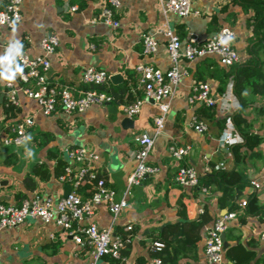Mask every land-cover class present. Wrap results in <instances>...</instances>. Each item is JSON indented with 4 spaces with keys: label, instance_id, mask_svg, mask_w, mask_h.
Returning <instances> with one entry per match:
<instances>
[{
    "label": "crops",
    "instance_id": "crops-1",
    "mask_svg": "<svg viewBox=\"0 0 264 264\" xmlns=\"http://www.w3.org/2000/svg\"><path fill=\"white\" fill-rule=\"evenodd\" d=\"M260 1L264 5V0ZM5 2L0 0V6ZM161 3V0H119V5L113 8V16L119 20V25L112 27L100 20L91 21L110 4L109 0H23L21 20L12 28H0L1 80H16L14 73L8 70L3 43L12 39L17 48L34 56L41 53L39 42L48 33L59 36L56 51L49 55L47 70L48 79L56 85H68L74 94L89 87L80 79L86 65L104 69L110 76L117 72L122 74L121 81L108 79L104 83L110 89L119 90L120 101L115 102L112 97L103 104H92L74 116V125L68 124L69 117L60 109L49 115L41 113L37 100L23 92L18 94V117L5 118L0 109V125L16 122L25 115H33L34 119L30 127L33 135L28 144L11 147L0 142V202H17L16 194L26 191L23 179L31 165L35 161H44L51 169L54 161L48 159L47 148H54L66 159L63 152L66 145H82L95 152L98 157L91 163L92 170L103 175L106 183L115 190L116 198L122 196L126 178L135 166L132 151L137 143L134 137L139 132L152 133L153 118L158 113L156 104L147 99L139 112L130 116L133 127L125 128L121 123L124 116H129L123 106L143 95L135 66L144 62L166 69L170 63L166 39L161 32L155 31L156 27L167 20L183 41L202 42L228 26L233 30V45L239 59L231 65H223L218 55L210 54L181 62L186 73L176 88L164 127L155 137L148 155L147 162L157 166L158 170L130 187L128 204L114 221L105 203L96 206L92 220L100 225L113 222L122 234L132 233L129 245L122 250L123 261L105 256L99 264H154L152 259L156 254L149 248L150 243L159 237L168 223L183 220L182 211L188 219L203 215L207 221L196 244L179 252L175 263L167 260L166 264L229 263L225 250L237 244L252 253L249 264H264V237L261 236L264 232V20L263 24H258L261 29L256 31V9L240 0H191L198 14L186 17L164 12ZM74 4L77 8L72 10ZM147 33H154L158 46L155 51L144 54L142 36ZM252 63L257 68L254 66L252 75L241 77L239 97L234 89V68L243 64L249 67ZM257 70L261 72L259 76ZM202 80L211 86L216 98L214 105L188 102L193 85ZM126 87L127 91L120 92ZM193 117L206 125L203 132L191 126ZM35 131L48 135L46 146L35 143ZM250 134L258 135L260 140L247 145L245 136ZM225 136L229 137L227 143L223 140ZM171 145H189L190 149L177 160L170 153ZM180 164L196 169L197 185L181 186L174 181ZM214 170H232L241 178L242 187H234V197L225 206L220 204L222 191L216 183L202 189L200 177ZM36 181L34 190L26 191V196L38 192L60 197L64 183H68L54 176L36 178ZM252 181L258 182L259 186L253 187ZM250 195L255 196V206H259L255 212H248L245 205H240L241 199ZM233 202L237 206L234 209L236 215L224 232L228 244L223 260L210 263L204 251L205 227L221 213L229 211ZM129 223L133 228L127 231L124 227ZM0 251V264H87L88 259L85 249L70 235L62 234L59 226L39 219L0 229Z\"/></svg>",
    "mask_w": 264,
    "mask_h": 264
},
{
    "label": "built area",
    "instance_id": "built-area-1",
    "mask_svg": "<svg viewBox=\"0 0 264 264\" xmlns=\"http://www.w3.org/2000/svg\"><path fill=\"white\" fill-rule=\"evenodd\" d=\"M23 0H6L0 6V28L14 27L21 20V8ZM164 12H174L179 16L198 14V10L192 7L191 0H161ZM109 5L103 7L95 22L100 20L112 27L119 25V20L113 16V8L119 5V0H109ZM77 5L71 6L74 10ZM166 39V50L169 57V66L166 69L155 67L150 63L140 62L135 66L137 82L143 95L127 102L123 109L127 115L132 116L139 112L141 104L149 98L156 104L158 113L154 116V131L152 133L139 132L134 140L137 147L132 151L135 166L126 178L125 192L119 198L115 197V190L110 187L104 177L92 170L91 163L98 155L85 146H64V152L71 162L65 166L64 173L58 176L62 182L71 185V191L66 196L55 197L51 194L34 192L23 197L19 202H0V229L11 228L26 221L28 217L39 219L48 224L53 223L60 227V232L70 235L74 242L83 247L87 253V264H97L98 260L110 256L123 261V248L131 237L125 236L115 229L113 222L108 225H100L92 220L94 209L97 205L105 203L112 215L113 221L119 216L121 210L128 204L127 194L132 185L138 184L146 175L153 174L158 167L147 162L155 137L164 127L166 115L170 109L171 99L175 95L176 88L186 73L181 62H190L198 57L210 54L218 55L219 62L223 65H231L239 59V54L233 46V30L222 27L214 36L197 42L195 39L183 41L167 20L156 27ZM59 45V36L56 33H48L42 36L39 46L41 53L32 55L25 49L16 48L15 41L9 39L3 43L5 49L15 51L18 61V69L13 72L16 80L0 79V93L14 105H19V92L29 98H35L41 113L49 115L60 109L64 116L69 117L68 124L74 125V116L83 112L92 104H103L111 101L112 96L104 91L91 87L95 84H104L110 74L104 69L86 65L81 71L82 83L87 88L79 89L74 94L68 85H56L48 79L47 70L50 67L49 55L56 51ZM94 47V45H91ZM158 41L154 33L142 36V52L149 54L157 49ZM189 103H205L214 105L216 98L213 95L210 84L206 80L197 82L192 87V92L187 97ZM34 124L33 115H25L16 122H7L0 125V142L4 145L20 146L29 135L30 127ZM191 126L198 132H203L206 125L194 117ZM229 137L225 136L227 143ZM190 149L189 145H171V155L180 160ZM74 165V166H73ZM198 173L191 165L180 164L175 172L174 181L181 186H195L198 183ZM93 180V192L83 199L76 188L84 180ZM253 187L259 183L252 181ZM205 190V187H202ZM247 198L240 201L244 206ZM236 215L235 210H229L217 216L213 222L205 227L204 251L210 263H219L223 260L222 234L228 227L231 219ZM133 224H126L124 229L132 230ZM264 237V232L261 233ZM164 243L153 240L149 248L153 251L160 250ZM1 257V251H0ZM154 264H162L161 258L154 257ZM121 264V263H119Z\"/></svg>",
    "mask_w": 264,
    "mask_h": 264
},
{
    "label": "trees",
    "instance_id": "trees-1",
    "mask_svg": "<svg viewBox=\"0 0 264 264\" xmlns=\"http://www.w3.org/2000/svg\"><path fill=\"white\" fill-rule=\"evenodd\" d=\"M243 3L250 4L253 8L256 9L255 15V23L254 28L256 31L260 30L258 24H263L264 20V5L260 0H240ZM3 5V4H1ZM260 22V23H259ZM16 46V43H15ZM17 48V47H16ZM5 57L6 61L9 66H12L13 72L18 69V61L15 57V51L10 49H5ZM257 63V62H256ZM237 65H234V67ZM254 63L247 67L245 64L238 65V67L234 68L235 71V82H234V89L236 94L240 97L241 94L239 92L242 84L241 77H248L252 75L255 71ZM243 68L242 70L240 68ZM233 69V70H234ZM253 69V70H252ZM258 71V70H257ZM12 72V71H11ZM261 74L258 71V76ZM2 75V67L0 66V77ZM244 75V76H243ZM91 87H94L98 90L104 91L107 94H110L113 97L115 102L120 101L121 94L119 95V90H113L106 87L105 84H95ZM128 87L122 89V91H127ZM130 97V94H129ZM0 109L3 110L5 113V118H15L19 116L20 107L18 105H14L8 102L5 98L0 101ZM237 123V122H236ZM40 132V131H39ZM46 133H38L35 131L34 141L38 146H46L49 142V138H47ZM246 144L251 145L253 142H258L260 138L256 134L246 135ZM235 150V149H234ZM237 155V152L235 153ZM47 156L49 160L54 161L53 166L51 169L44 161H35L30 168L29 173L24 177L23 184L26 191H33L36 187L37 181L36 178L39 179H48L51 176L58 177L60 174L64 173L65 166L68 165V161L58 154L56 150L52 147L47 148ZM101 175V174H100ZM103 176V175H102ZM201 184L204 185L203 187H208L210 183H216L217 188L221 189L222 193L219 196V201L222 206L230 203V199L234 197V187L238 186L239 188L242 187L241 185V178L239 173L235 171H226V170H214L211 173H206L202 177H200ZM77 192L80 196L85 199L91 195L93 192V180H84L77 188ZM26 191H20L16 194V201L19 202L24 196L27 195ZM255 196L250 195L247 198V203L245 205L246 210L248 212H255L259 209V206H255ZM236 203H231L229 209L227 210H234L236 208ZM254 207V208H252ZM183 220L168 223L160 232V235L157 239L164 243V247L160 250H155L154 254L155 257L161 258L162 264H166L167 260L170 262L175 263L178 253L183 251L188 246H193L199 240L201 234L200 230L203 227V224L207 221V217L201 215L200 217L194 219H188L185 215V212L182 211L180 213ZM132 233L124 234L125 236L130 237ZM129 243V242H128ZM126 245H129V244ZM125 254V250L123 251ZM226 258L230 260L229 263L223 264H249L252 253L247 249H244L243 246L240 244L235 245L234 247L230 246L227 247L225 250ZM140 264H143L141 262Z\"/></svg>",
    "mask_w": 264,
    "mask_h": 264
},
{
    "label": "water",
    "instance_id": "water-1",
    "mask_svg": "<svg viewBox=\"0 0 264 264\" xmlns=\"http://www.w3.org/2000/svg\"><path fill=\"white\" fill-rule=\"evenodd\" d=\"M121 78H122V74L121 73H113L109 79L112 81V82H119L121 81ZM3 99V93H0V101H2ZM149 100L153 101L152 98H149ZM109 104V103H108ZM121 123L122 125L125 127V128H128V127H133V119L130 117V116H124L121 120ZM71 191V185L70 183H64L63 185V196H66L69 192ZM222 238H223V246L224 248L227 246V241L225 239V233L222 234Z\"/></svg>",
    "mask_w": 264,
    "mask_h": 264
},
{
    "label": "rangeland",
    "instance_id": "rangeland-1",
    "mask_svg": "<svg viewBox=\"0 0 264 264\" xmlns=\"http://www.w3.org/2000/svg\"><path fill=\"white\" fill-rule=\"evenodd\" d=\"M234 46V45H233ZM234 48H235V46H234ZM236 49V48H235ZM237 50V49H236ZM29 135H33V133H32V131L31 130H29ZM29 139H30V136L27 138V140L25 141V143H23L22 145H20V146H24V144H28V142L27 141H29ZM6 146H11V147H20V146H14V145H6ZM64 152V151H63ZM64 154H65V157H66V160L67 161H69V160H71V159H69L68 158V156H67V154L64 152ZM70 162V161H69ZM27 220H35L34 218H30V217H28V219ZM100 261H101V259L100 260H98V262H97V264H99L100 263Z\"/></svg>",
    "mask_w": 264,
    "mask_h": 264
}]
</instances>
